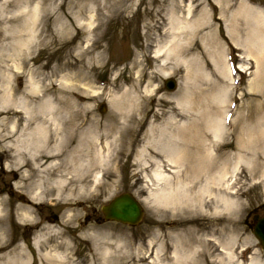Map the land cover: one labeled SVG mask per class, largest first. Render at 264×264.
<instances>
[{"label":"rangeland","instance_id":"rangeland-1","mask_svg":"<svg viewBox=\"0 0 264 264\" xmlns=\"http://www.w3.org/2000/svg\"><path fill=\"white\" fill-rule=\"evenodd\" d=\"M3 2L4 0H0V5ZM51 2L54 13H50V17L57 15L64 17L73 25L70 31L56 33L53 44L50 43L51 38L46 33L47 24L31 49L17 52L11 46L10 37L7 35L4 37L0 30V200L7 202V209L11 210L14 206L16 208L18 204L27 202L30 194L28 186L37 183L38 180L37 173L23 179L17 170L10 173L3 169L9 161L4 149L3 134L6 130L4 123L6 112L12 108L6 110L4 104L8 91L4 85L8 82L6 78L10 76V86L15 89L14 102L22 92L24 95L29 92L33 79L38 82L37 90L42 91L41 97L43 91L50 88L45 97L49 99L57 97L60 101H68L73 105L72 108L63 107L62 114L70 115L76 111L83 119L89 121L102 119L104 122L109 118L122 116H131L130 121H136L135 117L142 119L143 127L140 129V136L133 146L132 153L126 155L123 152L119 158L121 169L116 186L99 192L93 201H78L73 205L66 202L69 201L68 197L66 203L54 201L51 196L55 194L53 192L50 196L41 198L40 202L43 204L36 208L37 224L59 226L60 228H55L57 231L53 230L54 232L50 234L54 235L57 232L55 236L57 241L64 239V234L67 238L64 240L70 241L77 249V253L72 258L77 259L80 264H93L95 261V264L99 263L93 255L91 244L83 241L80 236L88 222L95 225L112 224L135 237L147 235L148 230L155 223L156 211L151 202H148L149 186L145 181L151 167L148 171L142 172V178L137 179L135 178L137 161L135 162L133 158L146 136L148 127L162 123L170 114L176 117L175 121L186 119L188 115L194 117V121L188 123V128L183 129V132L189 134H186L187 141L192 138L190 133L199 135L200 132H208L210 131L208 124L215 118L219 121L223 141L228 143L223 151L221 150L227 157L229 156L227 180L235 183L237 179L238 183L233 188L236 191L240 188V184L244 183L236 177L237 174L251 173L253 178L245 181L241 187L242 195L238 199L239 203L233 205L227 212L218 214L217 218L221 219L220 225H227L228 237H225L232 238L236 252L245 250L243 255L245 264L252 256L263 259L264 250L252 231L244 224V220L249 212L264 215V174L260 177L254 175L260 164L264 170V63L260 65L256 73L257 80L253 82L251 80L253 67L248 57L241 55L239 50L229 48L226 43L225 22L224 17L220 15L219 7L211 0H51ZM249 2L260 7L259 9L264 12V0H249ZM249 2L243 0L246 5L250 4ZM239 3V0H232L230 10L225 13L229 17L228 29L233 31V28L237 27L235 38L246 46L244 30L247 25L246 20L240 15L232 18L237 12ZM189 4L197 13L201 9L207 11L205 20L201 21L204 26L199 28L200 34L195 37L187 36L183 46L178 50L181 58L190 59L191 62L187 67L183 64V59H178L174 52H171L166 59L167 75H160L158 68L162 64L161 60L153 58L152 52L167 40L165 38L168 34L164 33L165 15L173 7L178 15H182ZM89 21L94 22L93 27H97V24L102 22L99 31L103 36L97 49L87 57L79 58V53L86 46L85 27ZM3 25L1 24L0 28ZM5 26L12 28L10 23ZM77 31L78 34L74 37ZM206 33L208 36L205 35ZM247 42L249 43L247 46L254 49L250 52H254L257 43L251 40ZM70 58H79L80 67L62 68L64 62ZM228 61L233 63L235 71L230 76L226 65ZM214 64L224 67L226 74L223 72L224 76H220L215 72L217 68ZM170 77L177 81V87L172 92L166 91L163 87L164 80ZM137 79L140 80L138 101L142 100L145 107L139 114L133 111L131 105L122 102L127 97L126 92L133 90ZM51 86L54 88L51 89ZM185 94L192 100L188 105L189 99H186L185 106L188 110L182 113L174 104L176 98ZM110 101L114 103L110 104ZM100 104L105 106L103 113L98 112ZM226 112L230 113L231 117L223 120ZM187 119L190 122V118ZM125 126H127L125 132L135 139L136 136L131 135L133 131L131 123H126ZM246 129L255 133V137L246 139L247 141L243 143L240 132L243 130L245 132ZM229 132H232V135ZM158 137L159 135L156 136ZM252 139L254 143L249 142ZM221 141L218 143L221 144L223 142ZM195 145L186 149L185 165L194 164L197 160L199 152ZM237 154L245 155V160L239 162L233 170L236 164L234 156ZM164 161L163 157L158 159V162L166 168L167 162ZM220 161L222 162V159ZM21 184H25L27 189L23 190ZM125 191L132 193L144 209L141 222L133 227L106 221L101 213V207L105 203ZM70 208L79 210L77 217L70 216ZM37 230V226L28 228L16 222L8 223L7 234L0 237V242L5 240V245L0 250V257L7 254L5 260L0 259V264H45L32 245ZM18 252L22 256H17ZM17 257H21L22 261Z\"/></svg>","mask_w":264,"mask_h":264},{"label":"bare ground","instance_id":"bare-ground-1","mask_svg":"<svg viewBox=\"0 0 264 264\" xmlns=\"http://www.w3.org/2000/svg\"><path fill=\"white\" fill-rule=\"evenodd\" d=\"M212 2L219 7L220 15L224 17L225 31L237 37L234 34L238 31L237 27L234 26L233 31L228 29L230 25L226 13L230 10L232 0ZM239 2L237 12L232 18L238 15L245 18L247 25L244 28L246 32L244 46L246 50L251 51L254 49L248 47L247 41L256 42L255 50L258 51L256 54L261 57L264 54V16L260 10L248 7L243 0ZM53 9L51 0H4L0 5V25L4 24L0 30L4 37L6 35L10 37L11 46L17 52L31 49L47 24L46 33L53 44L56 33L60 34L73 28L64 17L58 15L50 17V13H54ZM176 11L173 7L165 15L164 33L168 34L165 38L167 40L153 50L155 57L162 63L158 71L164 76L167 75L165 69H168L166 59L171 52H174L178 59H183V64L188 67L191 60L181 58L178 50L183 46L187 36L195 37L200 34L199 28L204 26L201 21L205 20V15L207 16L205 9L197 13L190 4L182 15H178ZM7 23H10L12 28H7L5 26ZM101 23H98L97 27H93V21L87 23L84 40L86 46L79 53V58L87 57L98 48L100 38L103 36L99 31ZM77 34L78 31L74 37ZM205 35L208 36V33ZM78 59H68L62 68L79 66ZM214 67L220 76L226 74L224 67L218 64ZM7 79L8 82L4 86L8 91L4 104L6 110L12 108L6 112L4 118L6 130L3 141L9 161L3 169L10 173L17 170L23 179L37 173L38 180L37 183L28 186L29 200L18 204L16 208L14 206L8 210L7 202L0 200V237L7 234L8 223L16 222L28 228L37 226L32 245L39 252L40 260L45 264H74L71 259L74 255V245L64 240L67 239L64 234L61 241L56 240L57 232L54 235L50 234L56 227H60L37 224L36 208L43 204L40 199L54 192L55 194L51 195L54 201L73 205L78 201H93L99 192L116 186L121 169L119 158L123 152L126 155L132 153L143 127L142 119L135 117L136 121H130L131 116H122L109 118L104 122L102 119L98 121L83 119L76 111L70 115L62 114L63 107L72 108L73 105L68 101H60L57 97L50 99L45 97L50 88L45 89L41 97L42 91L37 90L38 82L33 79L29 92L25 95L22 92L14 102L15 89L10 86V76ZM139 85L140 80L137 79L133 90L126 92L127 97L122 101L131 105L133 111L138 114L145 109L142 100L138 101ZM53 88L51 86V89ZM176 99L174 105L182 113L188 110L185 106L186 99H189L188 105L192 99L188 98L187 94ZM113 103L114 101H110V104ZM187 117L190 118V122ZM193 118L188 115L186 119L175 121L176 117L170 114L162 123L148 127L146 138L144 137L133 159L137 161L135 171L137 179L142 178V172L148 171L151 167L145 181L149 186L148 202H151L156 211V221L147 235L141 237L117 230L112 224L95 225L88 222L80 236L93 247V255L98 264H245L244 251L236 252L232 238L225 237L228 235L227 225H220L221 219L217 218V215L227 212L233 205L239 203L238 199L242 195L240 189L245 181L253 178V175L242 174L243 172L237 174L236 177L244 183L234 191L233 188L238 181L235 179L233 183L227 180L229 156L227 157L221 150L223 151L228 143L223 141L219 121L215 118L208 124L210 129L208 132H200L199 135L190 133L192 138L187 141L189 134L183 132V129L188 128V123L194 121ZM173 121L175 122L172 123ZM126 123L133 126L131 135H135V139L125 132ZM249 131L246 129L245 132L244 130L240 132L243 143L255 135ZM155 135L159 137L156 138ZM220 140L223 143L219 144ZM194 144L199 156L194 164L185 165V151L188 146ZM244 156L243 154L234 156L236 164L233 170L239 162L245 160ZM161 157H165L166 168L158 162ZM263 174L264 170L260 164L254 175L260 177ZM21 185L23 190L27 189L25 184ZM67 197L69 201H66ZM78 213L79 210L76 208H70V216L77 217ZM4 245L5 240L0 242V250ZM6 255L0 259L5 260ZM16 255L22 256L20 252ZM17 258L22 261L21 257ZM246 264H264V258L252 256Z\"/></svg>","mask_w":264,"mask_h":264},{"label":"water","instance_id":"water-1","mask_svg":"<svg viewBox=\"0 0 264 264\" xmlns=\"http://www.w3.org/2000/svg\"><path fill=\"white\" fill-rule=\"evenodd\" d=\"M166 86L168 89H172L174 87L173 81H168ZM100 110L102 111L103 107ZM102 211L106 219L129 224L138 223L142 216V210L139 204L129 194L116 197L115 200L111 201L107 206H104ZM254 233L262 241L261 243L264 244V218L257 222Z\"/></svg>","mask_w":264,"mask_h":264}]
</instances>
